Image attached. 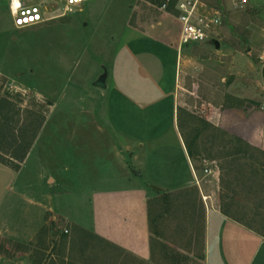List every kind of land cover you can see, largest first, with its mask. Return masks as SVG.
Returning a JSON list of instances; mask_svg holds the SVG:
<instances>
[{"label": "rangeland", "instance_id": "rangeland-1", "mask_svg": "<svg viewBox=\"0 0 264 264\" xmlns=\"http://www.w3.org/2000/svg\"><path fill=\"white\" fill-rule=\"evenodd\" d=\"M161 1L89 0L82 10L59 16L61 11L49 9L47 16L55 18L19 28L9 0H0V164L13 169L0 165V226L18 230V221L26 222L27 207L19 192L56 211L74 209L76 216H87L93 189L125 182L117 153L124 137H139L146 143L143 170L146 180L153 178L151 186L162 187L158 181L173 177L170 166L180 154L171 133L174 89L183 67L175 45L158 40L164 38L163 29L170 39L178 34L176 10L172 6L163 10ZM201 1L221 12L216 32L224 54L218 64L224 74L227 127L217 132L200 122L207 110L198 60L182 80L181 86L194 93L185 95L192 99L189 107L184 105L189 115L179 111L185 123L181 130L192 140V128L201 129L194 166L200 174L206 167L221 172L224 203L226 194L236 193L241 203L263 204L258 221L264 223V198L260 202L258 190L243 185L246 175L239 173L240 166L261 168L264 157L251 150L250 159L234 161L236 156L230 154L241 147L237 138L246 141L242 135L259 144L248 142L251 147L264 150V0H247L243 6L237 0ZM201 52L200 47L191 51ZM104 72L106 88L94 86ZM44 120L32 157L20 172L14 171ZM177 199L166 198L159 215L152 216V231L163 237L168 249L156 246L151 263L92 240L83 245L73 242L64 237L67 226L51 219L33 243L2 239L0 247L12 254L31 251L33 264H201L200 214L195 212L193 231L189 214L182 213L181 203L188 200Z\"/></svg>", "mask_w": 264, "mask_h": 264}, {"label": "crops", "instance_id": "crops-1", "mask_svg": "<svg viewBox=\"0 0 264 264\" xmlns=\"http://www.w3.org/2000/svg\"><path fill=\"white\" fill-rule=\"evenodd\" d=\"M175 21L178 26L176 39H170L168 31L165 29L162 31L164 38L158 39L164 41L169 47L175 45L176 59L177 61L180 59L181 67H183V71L180 69L177 88L174 89L175 116L171 133L180 154L178 155L179 159L170 166L171 176L173 175V177L163 183L158 181L157 183H160L162 187H160V191L155 190L150 185L155 183L152 181L153 178L146 180V177H144L143 168L146 157L144 152L148 150L146 143L139 137H124L122 140L125 143L116 151L120 157L122 171L125 173V182L121 185L110 182L103 188L93 189L87 203L89 207L87 216L83 218L76 216L74 209L68 212L56 211L49 205L41 203L38 199L24 196L19 192L18 196L21 202L27 207L24 212L26 222L21 225L18 221V230H15L16 227L9 230L3 225L0 226V240L9 239L23 245L33 243L36 236L39 235V230L51 219L52 221L57 220L58 223L62 222L67 226L63 229L67 235L63 236L68 237L73 242H80L83 245L82 242L85 240H92L91 242L94 241L93 244L121 250L145 263H151L152 257L156 256V246L160 245L164 249H168V246L159 233L151 230L149 211L152 216H158L160 203L166 202L165 198L174 197L175 195L178 197L177 200L190 197L187 199V203L183 201L181 205L182 213L186 216L189 214L187 218L190 220V229L193 231L197 230V227H195L196 220L194 219L195 212L200 214L199 220L203 241L200 255L201 264H264V231L262 228V231H256L242 223L243 220L251 221L253 218L252 213L241 214L240 217L243 220H238L222 211L223 205H228L232 213L242 204L244 207L248 206L247 204L252 207L251 204L241 203V200H239L241 196L239 197L236 193H234V197L226 194V203H224L221 172L216 167H206L202 174L197 172L194 159L187 152L181 130V125L184 126L185 123H181L179 111L187 115L189 111L187 107L190 106L192 99L185 95L186 92L190 93L189 95L194 93L193 89L188 91L186 87L181 86L183 84L182 80L190 75L191 68L198 63V60L203 70V78H205L202 102L207 113L206 117L202 119L219 129H226L227 127L224 116L226 112L224 74L220 73L218 64L220 57L224 55L221 54L223 53L221 52V41L217 38L220 43L218 49L210 43L211 41L193 44L192 47L189 45L179 48L180 26L177 18H175ZM196 47H200L201 56L198 53L192 55L191 51ZM183 49H185L184 55L181 54ZM217 65V69L213 70L212 66ZM235 110L241 113V116L245 113L239 108ZM46 121L44 120L40 125L36 137H34L25 156L20 161L19 168L14 171L20 172L32 157L38 137L46 126ZM141 126L145 125L142 124ZM242 138L249 143L259 145L254 138L245 135H242ZM49 176H51V173H49ZM54 182L55 178H50V183ZM194 194L195 197H191ZM228 198L231 200L230 202H227ZM190 207L191 210L193 209V214ZM188 208L189 212H187ZM153 234L157 235L154 240ZM33 263L31 251L11 253L10 256L0 253V264Z\"/></svg>", "mask_w": 264, "mask_h": 264}, {"label": "built area", "instance_id": "built-area-1", "mask_svg": "<svg viewBox=\"0 0 264 264\" xmlns=\"http://www.w3.org/2000/svg\"><path fill=\"white\" fill-rule=\"evenodd\" d=\"M89 0H40L28 2L27 0H9V11L19 28L31 27L41 24L56 16H47L49 9L61 11L59 16L66 15L74 10H82ZM247 0H237L238 6H243ZM172 6L176 10L179 22V48L209 42L217 38V28L221 24V12L210 7L201 0H164L161 8ZM264 92V85L262 86Z\"/></svg>", "mask_w": 264, "mask_h": 264}, {"label": "trees", "instance_id": "trees-1", "mask_svg": "<svg viewBox=\"0 0 264 264\" xmlns=\"http://www.w3.org/2000/svg\"><path fill=\"white\" fill-rule=\"evenodd\" d=\"M163 1L164 0H162L161 2L163 3ZM172 1L174 2L175 0H172ZM187 115H189V113H187ZM191 117H193V116H191ZM200 122L204 126H207L208 128H211L214 131L221 132V129L214 127L213 125H211L210 123H208L204 119H200ZM181 129H183L182 125H181ZM191 131L194 133V137L192 138V140H189L188 136H186L185 134L183 135V138H184L185 146H186V149H187L189 156L194 159V156H195L194 147L197 145L196 139L199 137V135L201 133V129L192 128ZM236 141L241 145V147L239 149H235L234 151H232L230 153L231 155H234L237 157V158L236 157L234 158V161L240 160V159L241 160L250 159L248 157V155H249V152L251 150L257 151L259 154H261V156L264 157V150H261V149L256 148V147H251V145L248 142L244 141L241 138H237ZM239 173L246 175V176H243V178H244L243 185H246V186L250 187L251 189L256 188L258 190L256 193V196L258 197V195H259V201L262 200L264 198V195H263V193H264V163L261 164V168L249 167V166H244L243 168H241V166H240ZM248 181H250V183H248ZM163 200H164V198H163ZM258 204L259 203H257L255 206H252V208L250 206H249V208L247 206L244 207L242 204L239 208H237V210H235L232 213H231L232 210L230 207H228V205L227 206L223 205L222 211L225 214L230 215V216H232L238 220L242 219V217H240L241 214L252 213V215H253L252 220L251 221H249V220L244 221L242 219L243 220L242 223L251 229H255L256 231H262L261 228H263V231H264V223L263 222L260 223L258 221V217L263 215V212L260 211V208L263 207V204H260V205H258ZM149 221H150V228H151V225L153 222V217H152V213L150 211H149ZM151 230H152V228H151ZM0 253L5 254V255H9V256L11 255V253L8 252L3 246L0 247Z\"/></svg>", "mask_w": 264, "mask_h": 264}, {"label": "water", "instance_id": "water-1", "mask_svg": "<svg viewBox=\"0 0 264 264\" xmlns=\"http://www.w3.org/2000/svg\"><path fill=\"white\" fill-rule=\"evenodd\" d=\"M215 48H219L220 47V43L219 40L217 38H214L211 40L210 42ZM106 79H107V73L104 72L103 74H101L97 80L94 82V86L96 87H100V88H106ZM155 190L160 191L161 188L157 187V186H152Z\"/></svg>", "mask_w": 264, "mask_h": 264}]
</instances>
